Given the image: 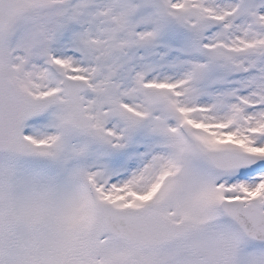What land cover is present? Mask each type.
Here are the masks:
<instances>
[{"label": "snow or ice", "instance_id": "snow-or-ice-1", "mask_svg": "<svg viewBox=\"0 0 264 264\" xmlns=\"http://www.w3.org/2000/svg\"><path fill=\"white\" fill-rule=\"evenodd\" d=\"M0 264H264V0H0Z\"/></svg>", "mask_w": 264, "mask_h": 264}]
</instances>
